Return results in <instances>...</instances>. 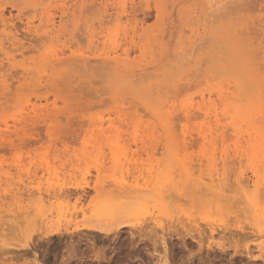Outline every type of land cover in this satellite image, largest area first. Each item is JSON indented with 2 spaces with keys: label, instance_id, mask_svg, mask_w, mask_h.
I'll return each instance as SVG.
<instances>
[{
  "label": "rangeland",
  "instance_id": "rangeland-1",
  "mask_svg": "<svg viewBox=\"0 0 264 264\" xmlns=\"http://www.w3.org/2000/svg\"><path fill=\"white\" fill-rule=\"evenodd\" d=\"M263 193L264 0H0V264H264Z\"/></svg>",
  "mask_w": 264,
  "mask_h": 264
},
{
  "label": "bare ground",
  "instance_id": "bare-ground-1",
  "mask_svg": "<svg viewBox=\"0 0 264 264\" xmlns=\"http://www.w3.org/2000/svg\"><path fill=\"white\" fill-rule=\"evenodd\" d=\"M219 2V1H218ZM47 29V28H46ZM46 35V34H45ZM47 35H48V33H47ZM110 55H112V53L110 54ZM109 54H108V56L106 57V58H109V59H112V60H114L115 62H120V61H122V58H121V54H119V52L118 51H113V56L111 57ZM112 60H110V61H112ZM111 63V62H110ZM119 64V63H118ZM204 99V98H203ZM37 111V110H36ZM214 166V165H213ZM216 166H217V164H216ZM248 181V180H247ZM246 182V181H245ZM248 183V182H247ZM257 183V182H256ZM255 183V190H257V191H255L253 194H255L253 197H258L259 196V194H257L258 193V187H259V185H257ZM248 185V184H247ZM246 186V185H245ZM144 190V189H143ZM70 194H72V193H70ZM264 194V193H263ZM165 195V194H164ZM253 197H251V198H253ZM261 197H264L263 195H261ZM254 198V201L256 200ZM262 200H263V198H262ZM82 201V198H81V196L78 198V202L77 203H79V202H81ZM253 201V202H254ZM134 204V203H133ZM254 204L256 205V202H254ZM93 207V206H92ZM74 212L73 213H78L79 211L80 212H82L83 214H85V210L83 209V207L81 208V210H78V208H77V206H75L74 207ZM60 213V212H59ZM72 213V214H73ZM98 213H100V211H97L96 212V214H98ZM60 216H67V214H66V212L64 211V213H61V214H59ZM73 217V216H72ZM160 218V217H159ZM163 218V217H162ZM73 220V219H72ZM53 221V220H52ZM64 222H66V221H64ZM183 223V222H182ZM47 225V224H46ZM57 225H59L58 223H57ZM72 225V224H71ZM158 225H160V226H162V222H159L158 223ZM261 225V224H260ZM163 226H165V225H163ZM47 227V226H46ZM126 227H131V228H135V226L134 227H132V226H130V225H128V224H123V223H118L117 225H115V226H111L110 224H108V223H105V222H103V221H101V222H99L98 224H89V225H86V226H84V227H75V229L74 230H72V231H70V229H66V232L63 230V229H61L60 227H53V228H49V229H47L46 231H41V233H39L40 235V237H39V239H41V240H43V239H46L47 241L49 240L50 242H51V240L52 239H54V238H52L53 236H60V235H62V234H64V233H67L68 235H70L71 234V237H72V234H74L75 232L77 233L78 231H83L84 229H87V230H91L92 232L93 231H99L98 233H103V234H106L105 236H109V234H116V233H120L124 228H126ZM45 228V227H44ZM77 228V229H76ZM164 228V227H163ZM87 232V231H86ZM62 237V236H61ZM66 237V236H65ZM70 237V236H69ZM70 237V238H71ZM52 238V239H51ZM158 239V238H157ZM164 239V238H163ZM160 241V240H159ZM38 242V243H37ZM34 241V243L35 244H27L24 248H22L23 250H25V251H27V250H33V255H34V260H35V263L36 264H40L41 262H40V260H38L39 258H38V256L40 255V253L38 254V250L36 249V246H35V248H34V245H36V244H39V241ZM41 242V241H40ZM31 243V242H30ZM33 243V242H32ZM56 244V243H55ZM72 244L74 245V242H72ZM43 246V245H42ZM39 247V246H38ZM37 247V248H38ZM72 247V246H71ZM34 248V249H33ZM45 248V247H44ZM51 248V247H50ZM74 248V247H73ZM37 251H36V250ZM73 250V249H72ZM77 250V249H76ZM20 253V252H19ZM26 254V253H25ZM45 254V253H44ZM19 255V254H18ZM57 255V254H56ZM55 255V256H56ZM22 257V256H21ZM40 257V256H39ZM43 258V257H42ZM50 258V257H49ZM162 258V257H161ZM45 259V258H44ZM63 260V259H62ZM162 260V264H170L169 263V260H168V258H167V254H165V256H163V258L161 259ZM44 262V261H43ZM68 262V261H67ZM65 263V262H64ZM43 264V263H42ZM46 264V263H45ZM48 264V263H47Z\"/></svg>",
  "mask_w": 264,
  "mask_h": 264
}]
</instances>
